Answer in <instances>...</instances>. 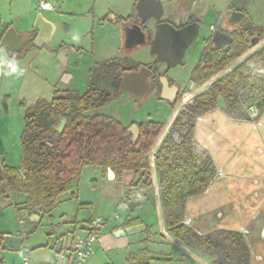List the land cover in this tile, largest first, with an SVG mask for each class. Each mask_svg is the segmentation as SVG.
<instances>
[{"label": "rangeland", "instance_id": "374dc122", "mask_svg": "<svg viewBox=\"0 0 264 264\" xmlns=\"http://www.w3.org/2000/svg\"><path fill=\"white\" fill-rule=\"evenodd\" d=\"M46 1L55 7V11H44V16L50 20H58L60 23L64 21L65 25L71 23L72 30L69 32L68 38L65 39L69 44L80 46L81 49L70 48L68 70L72 80L66 86L60 81V65L53 55L52 48L42 51L34 60V66L31 69L16 68L0 76V161L4 165L14 168H19L21 164L20 142L27 109L37 100H50L55 87L63 86L69 90L83 93L88 85L89 69L96 62L113 56L108 53L117 37L115 28L110 24V26L105 24L102 27L97 25L94 33L91 34L96 38L92 42L88 30L93 26L94 17L93 14L86 15V11L94 6V19L98 22L102 16L107 14L108 9H112L116 15H123L129 11L132 3L131 0ZM160 1L164 6L163 15L167 9H173V5L177 4L172 0ZM38 3L39 0H13L12 2L11 0H0V19L10 20V16L17 18L24 8L36 9ZM224 4L225 0H211L203 4L202 9L204 11L207 9V14L205 15V24L202 23L197 38L204 34L203 29L209 31V25L215 23L216 11L222 9ZM248 12L254 23L264 25V0H249ZM97 32L102 33L97 36ZM104 37L108 45L103 47V42H99L98 39L103 38L106 42ZM263 43L264 41L252 46L249 52L231 62L210 81L201 85L190 80V73L196 63L197 53L192 52L189 48L184 58L185 65L172 67L168 71V75L173 77L176 84L181 87V94L173 108L167 101L154 95L148 96L142 102H137L127 93L118 92L105 105L95 109L93 114L109 115L125 126L147 121L163 123L164 128L150 153V165L153 174L156 175L151 155L168 132L173 119L183 112L188 113L186 107L193 102L196 95L218 78L230 72L251 52L259 50ZM132 59L137 62L150 63L158 70L163 69L161 64H156L158 62L148 50L138 49L132 55ZM110 82L111 77L106 83H102L101 87H104V90L109 89ZM4 106H6V110ZM249 107L255 108L257 116H250ZM243 109L247 118L233 119L225 114L224 102L220 99L215 110L202 114L201 120L196 121V117L194 118L195 139L208 150L217 172H221V174L216 173L214 178L222 177L221 184L225 183L226 179L227 167L225 164L232 163V158L238 159L236 160L238 164L236 169L245 168L249 163L263 165L264 108L260 107V103H254L246 105ZM181 118L186 120L187 115L183 114ZM173 136L176 141L180 140L178 133L175 132ZM258 145L263 149L260 151L256 149ZM242 147H249V154ZM238 151L239 155L235 154ZM258 152L262 153L257 154ZM253 158L257 161H250L254 160ZM258 158L263 161H258ZM231 166L232 164L229 167ZM236 172L233 173L237 175ZM127 173L123 174L125 176L121 181H114L100 166H85L79 178L73 182L72 189L61 194L58 197L57 207L51 212L44 213L35 226L30 222V216L23 207L24 195L9 192L7 196L2 192L0 194V234L6 233L4 235H7L8 233L14 236L24 234L23 244L29 249V257L34 264H60L72 239L85 235L86 227L90 222L101 220L99 241L94 246L96 249L97 245V249H94L95 255L93 261H89L90 264H128L129 260L127 262L126 259L129 256L133 257L132 264H204L194 255L196 253L167 232L159 189L158 192L155 190L157 181L153 179L151 189L145 193L143 199L134 209L131 210L127 207L128 185L139 177V174L131 172L127 175ZM232 179L226 180L229 186L222 187L221 195L200 194L191 202V205H186V208L190 210L194 207L193 210L196 213L204 209V211L206 210V218H204L213 219L211 212H208L212 207H226V222L231 227L243 225L247 229L243 236L245 242H249L252 247L248 248L249 263L264 264V228H260L264 225L262 182L256 179L239 183L245 179V176ZM210 184L211 182L208 186ZM1 189H6L3 182L0 183V192ZM257 194L258 197L255 198L254 196ZM213 215L217 216L215 213ZM136 217L141 222L128 226L127 234L120 236L114 234L112 225ZM197 225L199 224L197 223ZM200 225L207 227L208 224L201 223ZM191 226L193 230H195L194 227H197ZM213 230L215 229L210 231ZM22 249L21 247L9 249L0 246V264H21ZM202 258L206 261L205 264H211L210 258L213 259L214 256Z\"/></svg>", "mask_w": 264, "mask_h": 264}, {"label": "trees", "instance_id": "16d2710c", "mask_svg": "<svg viewBox=\"0 0 264 264\" xmlns=\"http://www.w3.org/2000/svg\"><path fill=\"white\" fill-rule=\"evenodd\" d=\"M256 31L259 39H264V28ZM249 50L244 35L234 33L221 63L198 66L191 72L190 80L199 85L207 83ZM138 66V62L126 58L98 63L91 69L85 92L56 90L50 100H37L27 109L20 142V167L0 161V183L10 192L25 195L22 203L29 216L37 207H43L45 213L56 208L58 197L72 189L87 165L100 166L104 172L110 168L114 181H121L125 172L139 174L127 188L128 197L138 202L149 192L153 183L150 153L164 124L137 123L139 134L134 142L119 120L102 113L93 114L116 95L121 72ZM110 75L109 89L104 90L101 84ZM220 99L225 114L233 119L247 118L243 109L246 105L260 103L264 108V47L196 95L186 107L189 114L183 112L173 119L155 150L154 169L167 232L186 246L214 256L213 264H249V249L239 231L215 229L199 234L183 223L187 201L202 194L217 172L208 150L195 139L194 118L215 110ZM168 103L173 108L177 99ZM183 114L187 115L186 120H182ZM62 117L66 124L58 133L54 127ZM175 132L180 136L179 141L173 136ZM140 222L138 217L126 219L122 226ZM86 229L92 231L91 222ZM2 237L0 234V243ZM132 259L130 256L128 264H132Z\"/></svg>", "mask_w": 264, "mask_h": 264}, {"label": "flooded vegetation", "instance_id": "af4514ba", "mask_svg": "<svg viewBox=\"0 0 264 264\" xmlns=\"http://www.w3.org/2000/svg\"><path fill=\"white\" fill-rule=\"evenodd\" d=\"M184 1L193 2L194 4H196L195 9L187 10L186 8L185 9L182 8L183 9L182 11L181 8H178L177 14H174V13L169 14L165 12V14L164 15L162 14L161 18L157 21L150 18L145 22H141L140 17L138 16L137 11L135 9V4L137 0H131L132 2L131 7L129 8V11L125 15L118 16V15L113 14V16H111L109 14H105L104 16L101 17V19L98 22L93 18V23H92L93 26H91L90 29L88 30L90 35L94 33L97 25L102 27L105 24H108V25L114 24L116 28L115 33L117 34V37L113 41V47H112L115 55L113 54V56H110V58H107L104 61L113 60V59L119 60V59L126 58L130 60V62L131 61L137 62L136 60L132 59V55L138 49L148 50L151 53V48L154 43V36H155L154 35L155 34L154 25L157 22H160V21L170 22L176 29H180L182 27L192 25L193 23H196L198 25V34L191 40L188 46L184 49V55L180 63L176 65H169L167 62L156 63V64H161L163 66L162 70H158L157 68H154V66H152L150 63H144V62H138L139 66L134 69H130L129 67H127L120 74L119 82L116 88L117 93L119 92L118 91L119 83L121 81V76L124 72L138 70L141 66H145L149 69L148 80L152 82V88L150 92L145 96L144 100H146V98L150 95H154V96H157V98H160V96L164 94L170 98H173V100L175 101L181 94V87L178 84H176L175 79L173 77H170V75H168V71L172 67H175L178 65H183V66L185 65L184 58L186 55V51L189 48L190 50H192V52L195 51L197 53V60L191 70L192 72L193 69L197 68L198 66H206V65H210L211 63L213 65L220 64L224 52H226L230 48V45L233 41L234 33H242L244 37L246 38V40L248 41V44L250 45V49L252 46L257 45L260 42L264 41V39H259L260 35L256 31L258 29L264 28V25L254 23L251 16L249 15L248 5L244 8H238L236 4L232 3V0H225L224 7L216 11L215 23L213 25H209L208 27L209 31H206L205 29H203L204 34L202 36L200 35V37L197 38L200 34L202 23L205 24L204 23L205 17H206L205 15L207 14V9L204 11L202 9V6L205 2L211 1V0H184ZM53 11H55V7ZM87 14L91 15L89 12H86V15ZM36 15L37 14L35 13L34 17L32 18L30 22V26L26 30H23V31H19L17 25L10 20H0V49H3L5 51L6 56L11 60L22 59L28 53L37 51V54L33 55V58L30 60V63L28 65V68L31 69L34 66V60L39 56V54L42 51H47L52 48L53 55L55 59L57 60L58 64L60 65L59 66L60 67V78H61L60 81L64 86H66L72 80V76H70V72L68 70V63H69V58H70L69 57L70 48L71 49H81L80 46L69 44L67 42V39H65V38H68L67 36L69 32L72 30L73 25L71 23L65 25L64 21L60 23L58 20H50L52 24H47V25L41 24L40 25L41 29L36 28L34 26V20H35ZM135 24L140 26L141 31L143 32V39H139L138 41L132 42L128 40V35L130 33L131 27ZM12 28L17 33L22 34L24 36V42L20 49H15V47L17 46V41H16L17 37L9 38L6 41V48H4L3 45H1L2 37L9 29H12ZM62 32L64 33L62 34ZM101 33L102 32L100 33L97 32V36ZM229 37L231 38L230 42H228ZM95 39L96 38L94 36L92 37L91 35L92 42ZM194 39L196 40L194 41ZM98 41L103 42L102 44L103 47L106 44L108 45L106 38H105L106 42H104L103 38L98 39ZM172 46H173V40L171 39L168 45L169 51L172 49ZM262 47H264V43L262 44L261 48ZM60 51L65 52V57H66L65 64H61V62L58 59V54ZM152 55L156 59V55L155 54H152ZM172 60H174L173 57L170 58V62ZM104 61L96 62L89 69V80H88L87 88L89 86L90 79H91V69L96 64L102 63ZM20 69H23V68H20ZM13 70L14 69L8 68L1 61L0 76H2L4 73L11 72ZM109 77H112V75H110ZM163 78H164V81L166 82V87H164L162 83ZM56 90H69V89L62 86L61 88L55 87L54 91ZM69 91H73V90H69ZM124 92L127 93L131 98L136 100L129 91L125 90L119 93H124ZM136 101L142 102L139 100H136ZM167 102H170V101H167ZM133 124L137 125V123H131L129 124V126ZM129 126H126V127L128 128Z\"/></svg>", "mask_w": 264, "mask_h": 264}, {"label": "water", "instance_id": "95a60500", "mask_svg": "<svg viewBox=\"0 0 264 264\" xmlns=\"http://www.w3.org/2000/svg\"><path fill=\"white\" fill-rule=\"evenodd\" d=\"M232 3L236 4L238 8H244L248 5V0H232ZM135 9L137 11L138 16L140 17L141 22H145L150 18L157 21L161 18L164 11L163 4L160 0H137L135 4ZM41 24L47 25L52 24V22L46 17H44L42 13L39 12L35 17L34 26L36 28H40ZM154 30L155 36L154 43L151 48V53L156 55L155 60L157 62H167L169 65H176L182 61L184 49L198 34V25L196 23H193L192 25L176 29L170 22L160 21L154 25ZM11 37H17V46L15 47V49H20L24 42V36L22 34L17 33L13 28L9 29L4 34L1 39V45L6 48V41ZM139 39H143V32L141 31L140 26L135 24L130 29L128 40L135 42ZM171 39L173 40V46L172 49L169 51L168 45ZM230 41L231 38L229 37L228 42ZM35 54H37V51L28 53L22 59L11 60L6 56L4 50L0 49V66L2 61L3 64L10 69L23 68L27 70L30 60ZM171 57H173L174 60L170 62ZM58 59L61 64H65L66 57L64 51L59 52ZM148 73L149 69L145 66H141L138 70L124 72L121 76L118 91H129L136 100L143 101L145 96L150 92L152 88V82L148 80ZM162 83L164 87H166V82L164 81V78L162 79ZM160 98L170 102L174 101L173 98H170L164 94L161 95ZM4 107L6 110V106ZM65 124L66 119L62 117L58 120L54 129L58 133H61V131L65 127ZM127 131L132 135L133 141L135 142L139 134L138 126L136 124H133L127 128ZM107 176L110 179L114 178V173L110 168H107ZM126 205L129 209L132 210L135 208V206L138 205V201L132 197H128ZM44 213L45 209L43 207H37L33 209L29 219L30 222L38 223ZM114 234L116 236H120L124 234V232L122 229H119L115 231ZM22 242V237L7 234L3 236L0 244L3 248L19 249Z\"/></svg>", "mask_w": 264, "mask_h": 264}, {"label": "crops", "instance_id": "0c3cea01", "mask_svg": "<svg viewBox=\"0 0 264 264\" xmlns=\"http://www.w3.org/2000/svg\"><path fill=\"white\" fill-rule=\"evenodd\" d=\"M13 0H11V2H12ZM40 1V0H39ZM172 1H175L177 4L176 5H178V6H176V5H173V9H167V13H169V14H171V13H174V14H177V11H178V8H183V9H187V10H193V9H195V5L196 4H194L193 2H185L184 0H172ZM184 1V2H183ZM39 4V3H38ZM163 9H164V7H163ZM183 9H182V11H183ZM37 12H36V11ZM94 6H92V7H90L86 12H89L94 18H95V15H94ZM44 11H48V10H41V9H39L38 7L36 8V9H32V8H30V7H28V8H24L23 9V11L20 13V15L17 17V18H14L13 16H10L9 18H10V21H12V22H14L16 25H17V27H18V30L19 31H23V30H26L29 26H30V22H31V20H32V18L34 17V14L36 13H42L43 14V12ZM51 12H53V11H51ZM96 12V11H95ZM164 12V11H163ZM107 14H109V15H111V16H113V10L112 9H108V11H107ZM126 14V13H125ZM125 14H123V15H125ZM114 15H116V14H114ZM43 16H44V14H43ZM118 16H119V14H118ZM44 17H46V16H44ZM47 18V17H46ZM48 19V18H47ZM0 20H8V19H0ZM48 20H50V19H48ZM112 27H114L115 28V25L114 24H110ZM109 25V26H110ZM116 29V28H115ZM108 50V49H107ZM107 50H106V52H107ZM108 53V52H107ZM108 54H110V55H112V54H114V51H113V48H111V49H109V53ZM29 69V68H28ZM27 69V70H28ZM262 133L264 134V127L262 128ZM250 147V146H249ZM249 147H242V148H245L246 149V151H247V153L249 154ZM256 149H258L259 151H260V149H263V148H261L259 145L258 146H256ZM260 153H262V152H258L257 154H260ZM234 154V153H233ZM235 154H237V155H239V151L237 152V153H235ZM261 158V157H260ZM260 158H258V161L259 160H261ZM254 159V158H253ZM236 160H238V159H234V158H232V163H227V164H225V166L227 167V173H226V179H225V183H223V184H221L220 183V179H222V177H220V178H216V179H213L212 180V182H211V184H210V186H208V188H206V190L202 193V194H211V195H215L216 194V196H218V195H221V193H222V187L224 186V185H226V187L227 186H229L227 183V181H228V179H232V178H235V177H237L238 178V176H241V177H243V176H245V179H242L239 183H241V182H247V180H259V181H261L262 183H261V187L263 188V190H264V161L263 160H261V161H263V165H261V166H259V165H256V164H252L251 165V163H249V164H247L246 166H245V168H241L240 167V169H236V166L238 165L237 163H236ZM250 161H253V162H256L257 160H250ZM232 164V166L231 167H229L230 165ZM234 165V166H233ZM255 167H257V169H255ZM217 169V168H216ZM237 171V172H236ZM261 171V172H260ZM233 172H236V173H238L237 175L235 174V173H233ZM129 173H131V172H128L127 173V175L129 174ZM124 176L125 175H123V178H124ZM114 179V178H113ZM153 179L155 180V181H157V176L155 175V174H153ZM227 180V181H226ZM233 180V179H232ZM230 184V183H229ZM257 189V188H256ZM155 190H157V192H158V181L156 182V185H155ZM7 191V192H6ZM257 191H258V189H257ZM5 193L7 196H8V193L10 192V191H8L7 189H1V192H0V194L1 193ZM10 193H12V192H10ZM257 193H259V192H257ZM23 194V193H22ZM24 195V194H23ZM1 196V195H0ZM255 198L256 197H258V194H257V196H254ZM2 199H3V197H1ZM24 198H25V195H24ZM195 198H197V196L196 197H192L191 199H189L188 201H187V203H186V205L188 206L189 204L191 205V202L195 199ZM24 201V200H23ZM225 208L226 207H222V206H220V207H212L211 209H210V211H208V212H211V215H212V218L213 219H210L209 217L207 218V219H205L206 217H205V215H206V210L204 211V209H201V211L199 212V213H196V211H194L193 209H194V207H192L190 210H188V208H185V215H184V217H185V219L186 220H188L189 221V223L187 224L189 227H191L192 228V226L191 225H195V226H197V227H194V229H195V231L197 232V233H199V234H206V233H208V232H210V230L211 229H232V230H240V228H244L246 231H247V229L245 228V226H243V225H237L235 228L234 227H231V225H229L227 222H226V219H227V215H226V210H225ZM256 211H258V210H256ZM213 213H215V214H217V216H214L213 215ZM205 217V218H204ZM100 221L101 220H94V222L93 223H91L92 225H95V224H97V225H100V230H101V224H100ZM123 223V222H122ZM122 223L121 222H118V223H115L114 225H112V231H117V230H119V229H122L123 230V232H124V234H127V227H123L122 226ZM197 223L199 224V225H197ZM204 224V223H207L208 225H207V227H205V226H201L200 224ZM87 228V227H86ZM127 228V229H126ZM260 228H264V225H262V226H260ZM87 230V229H86ZM88 231H86V233H87ZM240 232V231H239ZM4 234H6V233H4ZM3 234V235H4ZM8 234V233H7ZM242 235H243V233H241ZM22 235L23 234H21V235H16V236H18V237H22ZM123 235V234H122ZM82 236H84V235H82ZM99 238V237H98ZM98 241H99V239L97 240V243H98ZM97 243H95V244H97ZM246 244H247V246H248V248L250 249V248H252L251 247V245H250V243L249 242H246ZM95 246V245H94ZM188 247V246H187ZM190 248V247H189ZM94 249L95 248H93V253L90 255V257L87 259V261H86V264H90L89 263V261L91 262V261H93V258H94V255H95V251H94ZM96 249H97V245H96ZM95 249V250H96ZM194 253H196V254H194V255H196L197 256V258H198V260H200V261H203L204 262V264H205V260H203V258L202 257H208V258H210V256L211 255H208V254H204V253H201V252H198L197 250H194V249H192V248H190ZM67 250V249H66ZM66 252V251H65ZM65 254V253H64ZM64 254H63V256H64ZM129 258H130V256L126 259L127 260V262H128V260H129ZM259 259H260V257H258ZM210 260H211V264H213V259L212 258H210ZM249 264H251V263H249Z\"/></svg>", "mask_w": 264, "mask_h": 264}, {"label": "built area", "instance_id": "2783aa9c", "mask_svg": "<svg viewBox=\"0 0 264 264\" xmlns=\"http://www.w3.org/2000/svg\"><path fill=\"white\" fill-rule=\"evenodd\" d=\"M38 8L41 10L53 11V5L46 1L40 0ZM249 114L252 117L257 116V112L254 107L249 109ZM201 120L200 116L196 117V121ZM155 150L152 152L151 159L154 160ZM221 174V172H216ZM184 224H188L189 221L184 219ZM240 233H246L244 228H240ZM100 232V225H92V231H88L84 236H76L72 239L69 247L67 248L64 256H62L60 264H86L87 259L93 253V248L98 240ZM24 240V234L22 235ZM23 246V247H22ZM23 251L22 263L21 264H34L29 257V249L24 246L23 242L20 246Z\"/></svg>", "mask_w": 264, "mask_h": 264}]
</instances>
